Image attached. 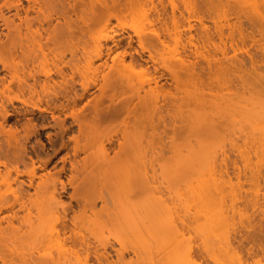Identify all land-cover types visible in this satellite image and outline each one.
Instances as JSON below:
<instances>
[{"label": "bare ground", "instance_id": "6f19581e", "mask_svg": "<svg viewBox=\"0 0 264 264\" xmlns=\"http://www.w3.org/2000/svg\"><path fill=\"white\" fill-rule=\"evenodd\" d=\"M119 4L120 0H92L77 15V5L84 6V0H0V213H10L0 219L2 264H182L176 260L182 256V248L163 245L165 231L163 227H160L162 231L156 230L152 222L154 211L164 210L167 205L162 199V202H151V191L159 189L152 184L150 171L181 129L170 109L174 101H167V97L174 99V92L159 84L167 77L157 74L155 67V74L143 84L148 86L147 91L143 86L132 89L129 81H113L107 74L101 76V84L94 77L110 68L108 61L115 62L119 57L120 62L129 56L130 64L144 63L146 70L150 62L152 66L161 65L151 54L149 59L143 57L148 50L137 31V45L134 46L132 35H128L122 54L116 52L122 38L111 37L110 45L94 39L91 45L87 43L86 32L91 24L116 18ZM5 11L13 13L6 16ZM235 17L240 22L236 31L230 25L218 23L211 31L203 17L200 35L192 34L190 23L182 29L189 34L183 47L187 54L179 70L168 73L173 90L184 89L204 98L216 92L213 88L234 87L245 92L255 89L257 83L264 87V75L253 78V84L250 80L257 70L264 69L263 33L259 39L252 38L242 25V17ZM61 21L64 25L60 31L57 24ZM70 21L85 27L78 40L72 36ZM154 35L163 45L159 34L154 31ZM215 36L218 43L214 42ZM249 40L256 44L255 52L251 51ZM59 47L67 49L69 61H64V55L54 60ZM216 53L222 57H214ZM82 58H88L84 64H81ZM247 61L250 70L246 67ZM203 63L208 67V74L212 63L227 64L236 73L225 80L204 77ZM53 76L61 80L57 82ZM76 76L82 80H76ZM76 85L80 93L76 92ZM92 88H97L99 93L89 99ZM45 114H49L52 123ZM207 125L210 134L223 129L222 122L213 117L208 118ZM48 128L57 129L47 136L50 148L42 143L29 146L33 136ZM101 134L108 136L96 153L92 149ZM197 134L191 131V136ZM58 153L63 155L54 162ZM81 153L85 155L82 158ZM236 159L231 160L229 154L222 155L218 171L221 177L230 180L232 167L237 179L247 178ZM50 166L52 170H48ZM256 177L264 182V174L258 173ZM106 178L115 191L100 182ZM140 196L144 197L142 201H133ZM97 202H101L100 207ZM110 202L113 209L109 207ZM245 202H250L254 217L258 202L264 200L251 198ZM260 212L264 216V210ZM32 213L37 225L35 221L30 222ZM69 214L72 215L69 217ZM18 220L29 224L26 230L14 226ZM102 222L121 231L122 238H114L113 242L91 241L81 231L86 224ZM46 224L50 226L44 229ZM153 238L161 244L151 245ZM136 239L138 245L134 244ZM54 240L62 243L56 251L43 248V244ZM24 246L31 248L24 252L21 250ZM255 251L254 245L246 249L251 257ZM194 253L191 249L186 251L187 262ZM201 253L210 256L214 252L204 248Z\"/></svg>", "mask_w": 264, "mask_h": 264}, {"label": "rangeland", "instance_id": "374dc122", "mask_svg": "<svg viewBox=\"0 0 264 264\" xmlns=\"http://www.w3.org/2000/svg\"><path fill=\"white\" fill-rule=\"evenodd\" d=\"M91 1L84 0V6L78 4L76 14L79 15L82 8L89 7ZM117 7L120 10H117L116 18L110 20L104 18L91 24L90 30L86 32L89 35L86 36L87 43L91 45L94 39L110 45L111 37L122 38V45L116 51L122 54L126 50L128 35H132L133 44L137 45L135 41L137 31L149 51H145L143 57L149 59L148 55L151 54L155 60L161 62V65L152 66L150 62L149 69L146 70L144 63L130 64L129 56L124 58V62H120L119 57L115 62L108 61L110 68H105L94 77L98 78V84H101V76L107 74L113 81H129L132 89L143 86L147 91L148 86L143 84L155 74L156 67L157 74L163 73L167 77L159 84H163L164 89H171L174 92V99L167 97V101H174V106L170 109L176 115V125L181 127L173 141L167 145L163 158L155 161L150 171L152 184L159 189L153 188L151 191V202H162V199L167 205L164 210L154 211L152 216L155 229L162 231L160 227H163L165 231L163 245L182 248V256L176 258L182 264H255L254 262L264 264V216L260 212L264 210V202H258L256 209L258 213L254 217L248 204L250 202H245L251 198L264 200V187L259 186L264 182L256 177L258 173L264 174V87L257 83L255 89L252 87V91L245 92L234 87L228 90L213 88L216 91L213 95L202 98L184 89L173 90L174 84L168 78V73L178 71L180 62L186 59L187 51L185 52L183 47L189 34L182 32V29L184 30L190 23L193 25L192 34L200 35L202 17L211 31L214 30L215 23L230 25L236 31L240 22L235 16L239 15L242 17L243 27L250 32L252 38L259 39V34L263 33L264 43V0H154L153 4L149 0H120ZM5 13L6 16H11L13 11ZM72 18L75 19V16L72 15ZM60 23L57 25L61 31L64 23L62 21ZM70 25L73 38L78 40L85 27L72 21ZM154 31L164 41L163 45L157 40ZM227 32L228 29L225 28V33ZM214 42H219L216 36ZM247 43L252 45L248 47L255 52L256 44L251 40ZM231 54L229 51L228 55ZM61 55L65 56L64 61L71 58L66 48L59 47L54 60ZM257 55L259 60V51ZM134 57L138 58L137 55ZM214 57L222 56L216 53ZM238 57L242 58V55L238 54ZM87 59L82 58L81 64ZM201 66L205 71L204 77L208 76L211 79L225 80L236 73L231 72L227 64L212 63L209 74L208 67L204 63ZM246 67L248 70L251 69L249 61ZM49 68L55 70L53 65ZM244 72L251 75V72ZM237 73L242 74L241 71ZM263 75L264 69L261 67L251 77V83ZM91 77L90 75L89 78ZM53 78L57 82L61 80L56 76ZM75 79L82 80V77L76 76ZM122 86L126 90L125 84ZM76 92H81L78 85ZM98 93L97 88H92L89 99ZM141 94L144 92L141 91ZM14 106L19 107L20 103H14ZM45 115L52 123L49 114ZM209 117L221 121L223 129L210 134L207 130ZM70 121L68 119V122ZM38 123L40 125V122ZM56 130L41 129L38 135L30 139L29 146H39V143H42L50 148L47 136L53 135ZM191 131L198 132L197 136H191ZM167 134L171 135L170 129L167 130ZM107 136L108 134L99 135L92 151L97 153L100 143L105 141ZM52 152L50 151L51 154ZM224 154H229L231 160L237 158V164L247 178L242 176L240 180L237 179L232 167L229 169L230 180L226 176H220L219 163ZM62 155L63 153H58L54 162ZM84 156L83 153L80 154V158ZM50 169L52 170L51 166L48 170ZM100 182L115 189L107 178ZM143 198L140 196L133 201L139 202ZM97 206L100 207L101 202H97ZM109 207L113 209L112 202L109 203ZM9 214L0 213V219L7 218ZM71 215L69 214V217ZM34 216L35 213H32L30 222L35 221ZM5 220L2 221L3 226L7 225ZM35 224L37 225L38 221H35ZM28 225L22 224L19 220L14 221V226L22 230H26ZM49 226L50 224L44 225V229ZM81 231L91 241L96 239L113 242L114 238H122L121 231L105 222L98 225L86 224ZM134 244L138 245L139 241L134 240ZM150 244L157 246L161 242L153 238ZM61 245V242L54 240L42 246L44 249L56 251ZM251 245L256 249L252 257L246 253V249ZM30 248L31 246H24L21 250L26 252ZM204 248L214 253L210 256L203 255L201 251ZM189 249L195 253L192 260L187 262L185 253Z\"/></svg>", "mask_w": 264, "mask_h": 264}]
</instances>
